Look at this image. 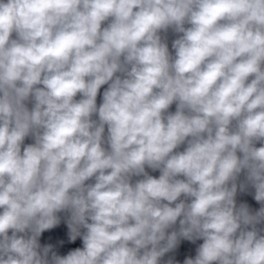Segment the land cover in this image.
I'll return each mask as SVG.
<instances>
[{
  "label": "clouds",
  "instance_id": "9594fccd",
  "mask_svg": "<svg viewBox=\"0 0 264 264\" xmlns=\"http://www.w3.org/2000/svg\"><path fill=\"white\" fill-rule=\"evenodd\" d=\"M260 225L264 0H0V264H264Z\"/></svg>",
  "mask_w": 264,
  "mask_h": 264
}]
</instances>
